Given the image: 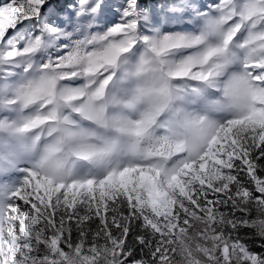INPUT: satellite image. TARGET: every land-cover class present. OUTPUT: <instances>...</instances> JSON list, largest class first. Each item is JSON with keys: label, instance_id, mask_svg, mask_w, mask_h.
Masks as SVG:
<instances>
[{"label": "snow or ice", "instance_id": "obj_1", "mask_svg": "<svg viewBox=\"0 0 264 264\" xmlns=\"http://www.w3.org/2000/svg\"><path fill=\"white\" fill-rule=\"evenodd\" d=\"M0 264H264V0H0Z\"/></svg>", "mask_w": 264, "mask_h": 264}, {"label": "rangeland", "instance_id": "obj_2", "mask_svg": "<svg viewBox=\"0 0 264 264\" xmlns=\"http://www.w3.org/2000/svg\"><path fill=\"white\" fill-rule=\"evenodd\" d=\"M53 4H55L57 7H59L60 5L64 4L65 2H67V0H59V2L52 0Z\"/></svg>", "mask_w": 264, "mask_h": 264}, {"label": "trees", "instance_id": "obj_3", "mask_svg": "<svg viewBox=\"0 0 264 264\" xmlns=\"http://www.w3.org/2000/svg\"><path fill=\"white\" fill-rule=\"evenodd\" d=\"M54 1H56V2L58 1L59 2V0H54Z\"/></svg>", "mask_w": 264, "mask_h": 264}]
</instances>
